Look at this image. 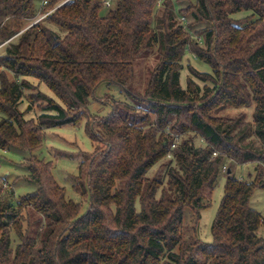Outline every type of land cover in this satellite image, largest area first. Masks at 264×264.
I'll return each mask as SVG.
<instances>
[{
    "label": "trees",
    "instance_id": "1",
    "mask_svg": "<svg viewBox=\"0 0 264 264\" xmlns=\"http://www.w3.org/2000/svg\"><path fill=\"white\" fill-rule=\"evenodd\" d=\"M59 1L39 8L35 0H0V44L20 33L0 56L12 75L0 74V148L29 155L26 179L37 186L15 203L0 196V264H264V216L251 207L255 189L264 188L259 171L245 181L230 170L212 241L196 229L227 160L264 163V0H195L181 9L205 25L203 45L177 22L171 0L160 18V0H117L107 12L103 0L56 7ZM40 9L53 10L30 24ZM156 47L158 61L140 93L133 88L138 62ZM188 51L213 69L191 73L212 85L192 76L181 85ZM28 77L59 99L30 92L31 102L40 101L36 119L19 108L25 89H36ZM103 84L129 100L108 98L110 113L87 119L95 146L71 180L78 202L37 152L47 130L79 126ZM252 105L251 121L218 115ZM168 157L166 182L150 176ZM186 209L194 213L189 237Z\"/></svg>",
    "mask_w": 264,
    "mask_h": 264
},
{
    "label": "rangeland",
    "instance_id": "2",
    "mask_svg": "<svg viewBox=\"0 0 264 264\" xmlns=\"http://www.w3.org/2000/svg\"><path fill=\"white\" fill-rule=\"evenodd\" d=\"M44 1L45 0H35L37 7L40 8L42 4L44 5ZM113 1L114 3L112 4V7L115 6L117 0ZM61 2L62 1H59L58 4ZM171 2H173L172 4H174L175 7L174 11L177 22L184 25V27L190 32L192 40H198L200 45H203V38L200 31L205 25L202 23H194L190 13L184 15L185 12L182 13L181 11V9L187 8L190 4H194L195 0H171ZM102 8L107 12L108 8H105L104 6ZM164 8L165 0H160L154 11L155 18H160L162 16V11ZM42 13L43 12H41L40 9L36 17L30 20L29 23L32 24L35 21L37 22V19H39ZM250 14L251 12L247 11L237 14L235 17L241 18ZM44 20L45 19L42 18L39 21L42 22ZM155 25L156 24L154 23L153 26ZM19 34L0 44V56L5 54L6 47L11 42H14ZM157 52L158 48L156 47L155 51L150 53L148 56H145L143 59H140L138 62L133 88L140 93L144 91L147 84L148 74L158 61ZM182 64L183 69L181 71V85L183 87H186L187 78L191 76L201 87L207 84L212 85L210 81L200 80L191 73L190 70L193 68L198 72H202V74H213V69L208 64L198 59L195 54L188 51L183 58ZM2 71L6 72L4 74L8 78H12V75L9 71L0 67V74H2ZM17 79L21 81L22 77ZM27 79L32 82V84H34L36 89H25V95L20 103L19 108L22 111L26 110L25 118L36 119L41 113L40 109L38 108L40 101L31 102L28 98L30 92H36L38 90L52 96L56 100L59 99L44 83L39 82L37 79L32 77H28ZM111 97L118 100H129L128 95L118 86H108L106 84L100 85L97 88L96 93L90 97V103L88 106V112L90 114L87 113L86 116L83 117L79 126L67 124L64 126L51 128L45 132L43 146L37 152V155L43 157L46 161L51 160L53 162L54 168L52 172L54 178L61 186L66 189V194L69 199H73L78 202L82 201L80 195L73 189L71 180L74 177L73 175H77L78 173V164L81 156L83 157L85 152H92L95 146V143L89 136L86 128L87 119H89V116L92 114H98L101 116L108 115L111 111V106L110 103L107 102V99ZM30 104L32 105V108L27 110ZM253 111L254 105L243 108L227 107L226 109L219 111L218 115L242 117V121H251L253 119ZM193 135L195 136V134L191 133L186 136ZM194 141L197 145H202L204 143L199 137L196 136L194 137ZM7 149V152L0 150V160L2 161L3 165L2 169L0 170V196H9L10 200L15 203L20 195L34 191L37 186L33 182H30L26 179L28 172L23 164H25V159L28 158L29 155L25 152L10 148ZM169 158L170 157L164 159V161L153 167L152 170H150L149 175L154 176L158 173V175L162 177L163 181L166 182L167 175L166 170L164 169V163H166ZM230 170L233 171V174L237 178L243 179L245 181L253 180L259 171L261 179L264 182V163L246 162L244 164H238L232 160H227L225 162V166L221 170L220 177L218 178L216 187L211 195L210 205L201 210V218L196 229L198 236L203 241H212L211 224L222 200L226 183V175ZM205 204H208V201L205 202ZM251 207L257 211H260L264 216V188L255 189V192L251 198ZM186 213L187 230L185 231V236L189 237V235L193 234V228H195L193 222L194 213L189 209H186ZM263 230L264 229L262 228L260 229V234H264Z\"/></svg>",
    "mask_w": 264,
    "mask_h": 264
},
{
    "label": "built area",
    "instance_id": "3",
    "mask_svg": "<svg viewBox=\"0 0 264 264\" xmlns=\"http://www.w3.org/2000/svg\"><path fill=\"white\" fill-rule=\"evenodd\" d=\"M66 0H64V1H62L60 4H58L56 7H58V6H60L61 4H63L64 2H65ZM48 2V0H45L44 1V4H46ZM114 3V1L113 0H103V6L105 7V8H108V9H110L111 7H112V4ZM55 7V8H56ZM54 8V9H55ZM51 11H49V12H44V13H42L41 14V16L39 17V19H37V22L39 21V20H41L42 18H45L49 13H50ZM33 23H36V21L35 22H33ZM32 23V24H33ZM0 150H4V152H7V150L8 149H1L0 148ZM2 161L0 160V170L2 169Z\"/></svg>",
    "mask_w": 264,
    "mask_h": 264
}]
</instances>
